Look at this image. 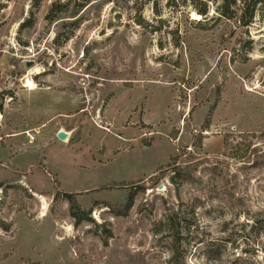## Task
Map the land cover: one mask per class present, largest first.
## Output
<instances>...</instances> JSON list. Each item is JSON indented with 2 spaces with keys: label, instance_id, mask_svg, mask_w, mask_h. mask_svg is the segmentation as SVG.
<instances>
[{
  "label": "rangeland",
  "instance_id": "rangeland-1",
  "mask_svg": "<svg viewBox=\"0 0 264 264\" xmlns=\"http://www.w3.org/2000/svg\"><path fill=\"white\" fill-rule=\"evenodd\" d=\"M199 1L0 0V264H264V139L223 144L264 132V0L210 30Z\"/></svg>",
  "mask_w": 264,
  "mask_h": 264
},
{
  "label": "trees",
  "instance_id": "trees-1",
  "mask_svg": "<svg viewBox=\"0 0 264 264\" xmlns=\"http://www.w3.org/2000/svg\"><path fill=\"white\" fill-rule=\"evenodd\" d=\"M98 0H83V2H86L87 4H90L92 2H95ZM200 7H195L197 14L202 17L201 21H198L196 24V28L200 30H210L213 27H207L205 25V22H202L203 20L208 19L209 16V10L210 6L217 5V12H218V20H225V21H234L239 24V26L247 28L253 21L257 7L260 3V0H201L199 1ZM67 14L69 12V5L60 6L58 3L53 4L50 7L49 13L47 15V20L50 22V24L54 23L57 19H59L58 14L60 13ZM216 21V22H217ZM215 22V23H216ZM138 25L143 26L145 25L144 21L142 19H138L137 21ZM33 26L32 20L29 18L25 22L21 24V30L24 29H30ZM214 26V25H213ZM176 36L177 44L180 43V39L177 36L176 33H174ZM207 125H204L201 131V135L198 137V140L195 143V147L201 149L203 146L202 142L205 138L202 134L203 131H206L208 128ZM177 135V134H176ZM176 135L174 136V139L176 140ZM241 140L233 143L231 141L232 134L227 133L224 135L223 144L225 149V154L228 155V157L237 160V161H247L251 160L252 155L256 153V148H254L252 141H249L248 138H260L264 139V132L261 133L258 137H256L255 134H241L240 135ZM185 154V152H183ZM180 158V157H179ZM178 160V157L173 158L172 163ZM171 165H168L167 167H170ZM57 190H61L62 184L56 179L54 181ZM136 183H113L111 186H105L102 188V190L110 189L115 190L118 188H127L129 186H134ZM12 184H4L0 183V189L3 188V190H7L8 188H12ZM24 190V188H23ZM62 194V193H60ZM79 194L77 193H65L64 199L68 202L69 208H70V215L75 220L76 224H80L82 222H93V219L91 218V210H83L77 201V197ZM21 197H19L18 194L15 195L14 201L15 203H19ZM95 204V203H94ZM134 204V197L130 195L127 198V203L125 205V211L124 215H126L130 209L133 207ZM96 205V204H95ZM109 206V204H108ZM22 210V209H20Z\"/></svg>",
  "mask_w": 264,
  "mask_h": 264
},
{
  "label": "water",
  "instance_id": "water-1",
  "mask_svg": "<svg viewBox=\"0 0 264 264\" xmlns=\"http://www.w3.org/2000/svg\"><path fill=\"white\" fill-rule=\"evenodd\" d=\"M1 26V25H0ZM34 66V63L33 62H28L26 63V67L27 68H31ZM58 138L61 140V141H67L68 140V134L66 132H59L58 134ZM164 187L163 186H160L159 187V190H162Z\"/></svg>",
  "mask_w": 264,
  "mask_h": 264
},
{
  "label": "bare ground",
  "instance_id": "bare-ground-1",
  "mask_svg": "<svg viewBox=\"0 0 264 264\" xmlns=\"http://www.w3.org/2000/svg\"><path fill=\"white\" fill-rule=\"evenodd\" d=\"M36 73H38V71ZM27 82H28V84H27L28 88H30V89H34L35 88V86H34V84L32 83L31 80H28Z\"/></svg>",
  "mask_w": 264,
  "mask_h": 264
}]
</instances>
